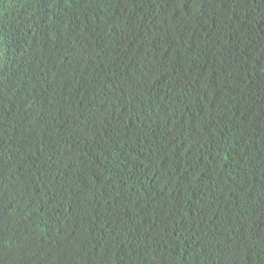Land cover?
<instances>
[{
	"label": "trees",
	"instance_id": "obj_1",
	"mask_svg": "<svg viewBox=\"0 0 264 264\" xmlns=\"http://www.w3.org/2000/svg\"><path fill=\"white\" fill-rule=\"evenodd\" d=\"M0 264H264V0H0Z\"/></svg>",
	"mask_w": 264,
	"mask_h": 264
}]
</instances>
